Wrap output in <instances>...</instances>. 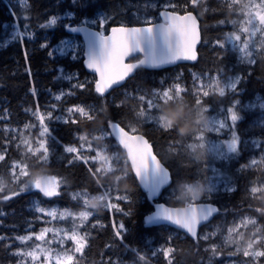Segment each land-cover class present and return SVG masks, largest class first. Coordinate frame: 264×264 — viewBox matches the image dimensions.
<instances>
[{"label":"trees","instance_id":"16d2710c","mask_svg":"<svg viewBox=\"0 0 264 264\" xmlns=\"http://www.w3.org/2000/svg\"><path fill=\"white\" fill-rule=\"evenodd\" d=\"M17 1L0 0V118H3L0 119V155L5 157L0 161V181L9 185L0 191V237H3L0 239V264H19L18 252L33 248L35 243L32 240L21 245L17 237L49 226L33 209L34 201L44 207L57 205L78 212L84 207L72 196L77 191L90 195L109 191L127 199H112L117 204L116 208L104 207L101 212L93 211L81 227L87 235V246L83 253L75 255L72 264H227L231 261L264 264V257H246L221 237L227 227L246 215L255 218L253 225L260 226V232L264 234V193L253 194L250 191L252 185L264 183V162L249 166L251 159L261 158L262 150L239 149L237 157L229 164L214 163L209 156L197 160L188 147L195 133L181 136L175 128L163 130L155 121L147 120V101L153 99L154 91L162 93L174 83H181L185 91L180 94L179 100L188 109L201 111L210 107L212 112H217L234 106L233 109L241 116L235 123L241 142L253 140L264 147V110L250 111L243 107L257 96L264 97V56L256 54L253 65H247L241 62L236 51L221 48L217 43L236 30L232 21L237 23L242 19L246 10L243 5L247 3L206 0L205 4L194 6L189 5L191 0H148L159 3L169 1L168 9L173 12L182 13L183 10L179 9L188 6L184 11L193 12L198 17L202 35L199 58L192 64L162 71L138 67L122 87L101 97L95 91V75L87 73L84 68L83 47L76 60L71 59V53L53 57L49 55L51 48L70 37L82 41L79 35L69 33L66 26L80 24L86 17H94L98 13L112 17L105 27L106 32L122 19L127 25H141L132 20L130 14L133 11L152 13L142 5L145 0H26L24 9ZM62 15L67 17L57 19L56 25L47 26L52 18ZM15 24L19 34L11 35ZM21 31L24 36H21ZM139 59L134 57L132 61ZM61 70L78 75V80L86 79L85 86L74 87L77 80H64ZM217 74L241 76L236 90L224 96L214 92L207 96L199 93L196 85L199 78L210 80ZM62 89L72 93L65 95L60 102L55 101L53 94ZM140 96L145 99L141 100ZM197 97L201 101L199 105L196 104ZM237 100L239 104H236ZM153 102L163 105L158 95ZM173 103L169 101L166 105ZM50 104L59 106L56 113H63L68 106L81 105L88 115H75L67 123H53L52 132L56 139L51 140L45 161L41 155L26 152L19 140L14 138V129L34 122L33 113L48 109ZM141 109L146 111L144 118H138ZM156 113L157 110L152 109V114ZM110 121L119 122L126 129L134 127L135 131L148 138L157 156L171 172L172 184L160 198L169 206L186 205L178 196L177 185L181 181L207 182L213 173L212 166L222 174L217 178L229 180L233 186L231 191L221 189L216 194L207 193L196 202L214 203L219 207L214 220L201 228L200 237L192 239L164 225H146L145 217L153 211L155 202L150 201L142 191L126 154L110 136ZM102 131L106 132V137L96 139L95 136ZM79 135H87L88 139L81 141ZM84 142H91L94 148L106 146L108 152L115 155V171H96L97 165L89 161L94 151L84 152L80 147H76V153L65 151L68 146H80ZM77 156L80 158L77 159ZM14 163L25 165L29 173L15 182L12 177ZM37 172L60 179L59 195L44 197L31 187L30 178ZM113 176L120 177L115 181V185L119 186L110 181ZM24 184H29V188L11 199H4L13 192H19ZM214 229L220 235L208 239L201 237L204 232ZM118 231L120 235H117ZM257 248L264 251L262 244ZM167 249L171 251L170 261L164 255ZM213 249L216 251L213 252Z\"/></svg>","mask_w":264,"mask_h":264},{"label":"snow or ice","instance_id":"6c2138e0","mask_svg":"<svg viewBox=\"0 0 264 264\" xmlns=\"http://www.w3.org/2000/svg\"><path fill=\"white\" fill-rule=\"evenodd\" d=\"M193 5H196L198 0H191ZM174 7V5H171ZM247 12L245 15L248 17L243 24L247 26H241L240 31L243 33H250L251 36H255L257 32H261V27H257L254 24V21H258L260 26H264V0H260L259 3L256 4H245L243 5ZM161 16L163 17V23L153 24L151 18H146L145 23L148 26L145 27H113L111 29V35L105 36L103 32L99 31H91L86 26L89 23H96L97 21H85V26L82 27H71L66 26V30L71 33H83L85 36L87 51H86V66L88 69L92 70L94 73L98 75V80L95 82V91L101 97L104 96L105 92L110 89L114 84L123 81L129 73L133 70V68L139 65H146L148 67H157L162 64L172 63L176 60H196V52L195 46L199 39V32L197 28V19L191 13L186 15H177L175 13H169L167 11L161 12ZM106 22V17L101 18L99 23L101 27ZM233 24H236V21H232ZM57 18L51 19L49 25H56ZM45 27V25H42ZM227 41L232 45L233 51H238L241 54V59H247L252 56V52L249 51V42L248 40H244L241 45H237L235 42L241 41V36L232 33L227 37ZM221 48L225 47L223 42H218ZM61 47H57L54 49V52L59 53L61 56L67 55V50H71L73 55L71 56L72 60L77 59L76 47L71 44L69 41H61ZM133 53H143L144 59L139 60L138 64L133 63H125V59L132 55ZM49 55H53V52H50ZM63 71V70H62ZM68 79H72L71 76L67 77ZM239 77L235 80H229V82L221 87L219 81L215 83V87L218 89L220 96L225 95V87L230 88L232 90H236L237 84L239 83ZM79 87L83 88L84 85L80 84ZM175 94H173L172 89L163 90L162 93H157L154 91L153 99H149L147 101V120L155 121L158 126L163 130L166 129L161 124V110L163 105L168 104L169 101L173 102H182L179 100L180 93L184 91L183 88L179 84L174 85ZM208 91H204L203 95L207 96ZM160 97V100L163 102L162 104L154 103V99L156 96ZM56 99L59 100L60 96H56ZM141 100H144V96H140ZM200 98L197 97L196 104H200ZM240 101L237 100L236 104H239ZM234 107V106H233ZM233 107H229L227 111L231 114V121L235 124L238 120L241 119V116L238 114V111H234ZM249 107V106H243ZM264 107V104L261 105ZM152 109H156L157 113L152 114ZM191 111V109H189ZM69 113L79 112L81 115H88V112L85 111L84 107H73L68 109ZM199 111V110H197ZM40 119V125L42 127V131H40L39 136L44 137L46 133L50 132L48 126L44 124V116L40 115L39 112L35 113ZM48 118L53 119L52 112H49ZM138 118H144L146 116V111L141 109L137 114ZM91 118V117H90ZM56 120H59L60 117H55ZM67 123V120L64 121ZM72 123H76V120H72ZM171 123V122H169ZM110 126L112 131L116 134V137L119 141V144L123 146V148L127 152V158L131 161V166L135 175L141 183H145L148 180H151L154 184L155 189H159L161 186L166 184L169 180L168 171L161 164V161L157 159V156L153 154L152 146L142 135H132L129 132L125 131L123 127H121L117 123H112L110 121ZM225 123L223 120L218 119L213 116L209 118V125L207 130H201L196 135L195 139L200 141L197 143H191L188 147L194 151L197 147L206 148L205 137L203 132L205 131H219L225 128ZM133 132H135V128H133ZM54 139V137H53ZM81 140L86 139L84 136L80 137ZM96 139H100V137H96ZM39 146L33 150L31 147L29 151L33 152V154L43 151L44 155L42 157L43 160L48 159L49 148L46 146L47 140H39ZM227 153H237L238 151V137L235 133H232V139L228 141L225 145L223 141L217 143H209L207 144V150L213 153L215 156L221 158H228L225 155V149ZM67 153H76L77 148L68 146L65 148ZM77 159L80 157L77 156ZM96 158L105 161V171H113L111 164L109 163V158L100 152L97 153ZM5 159L4 155H0V161ZM117 159H119L117 157ZM18 165H13L12 167V177L13 181L19 180L20 176H27L29 173L25 171L23 167L20 168L19 173L16 172V168ZM96 171H100L97 169ZM119 179V177H118ZM61 181L55 175L45 176L39 175L34 180L30 182L31 187L38 190L43 194L44 197H55L59 195V187ZM29 184H24L23 187L20 188L19 192H13L11 195H7L4 197L5 200L11 199L12 196L20 195L26 189L29 188ZM214 185L210 183L209 192H212ZM259 191L256 187L251 188V192L255 193ZM108 198V193L105 192L101 199L106 200ZM116 199H127L126 196L121 197L117 196ZM88 203V201H85ZM195 200L187 203V206L184 209H168L159 206L160 210L155 213L154 217H149L147 222H151L152 220L162 219L165 221L171 222L173 225H178L180 228L185 229L188 233H190L193 237L196 236V227L201 223L202 220H207L209 216H211L214 212L217 211L216 208L208 205H200L197 206ZM109 208H116V204H108L105 205ZM36 211L43 212L45 215L56 218L57 212L56 210L45 211L42 207H37ZM69 215L68 212L60 213V218L63 219L65 216ZM80 218L82 220H86L90 213L81 212ZM244 226L248 223H255V221L245 220L242 222ZM240 225H236L232 228H229V233L231 238V233L236 231V229ZM124 225L121 224L120 228L123 229ZM52 229L44 228L40 232L39 235H36V240H44L45 234ZM117 235H120V232H117ZM67 239L72 240L76 244V251L79 252L84 247V238L81 237L75 230L72 231L71 235H67ZM32 237L29 236H19V239L22 243L30 240ZM207 238V237H205ZM3 239V237H0ZM257 242L255 240L249 239L247 246L243 249L244 256H253V257H264V251H250L253 249L254 243ZM50 243V242H49ZM241 249H237L240 251ZM216 250L213 249V252ZM40 253L45 255V259L49 260L52 258L51 251L46 248H40ZM167 255V252L165 253ZM20 255H27L31 257L33 260H38L39 256L35 251H28L26 253H20ZM73 256L69 255L67 252L57 253L55 255V264H72Z\"/></svg>","mask_w":264,"mask_h":264},{"label":"rangeland","instance_id":"374dc122","mask_svg":"<svg viewBox=\"0 0 264 264\" xmlns=\"http://www.w3.org/2000/svg\"><path fill=\"white\" fill-rule=\"evenodd\" d=\"M233 2H241L244 1L247 4H256L259 3L260 0H230ZM206 0H198L197 4L194 6H199L200 4H205ZM16 3H18L19 5H21L23 7V9L25 8V6H27V1L26 0H19ZM142 5L144 7H147L149 10L152 11V13H139L137 11H133L130 14V18H132V20L138 22V23H142V24H146L145 23V19L146 18H151L152 22L154 21L153 18H155V16H157V12L159 10V12L161 11L160 8V3L157 1H143ZM169 5L167 4H163L162 5V9L164 8H168ZM205 8V7H203ZM247 12V9L244 11L243 13V17L241 20H239L235 26H236V30H233L232 32H230L229 34H227L224 39L222 41L219 42H223L225 44V48H228L230 50H232V45L228 43L227 41V37L229 35H231L232 33H236L238 35L241 36V41L239 42H235L237 45H241L244 40H248L249 42V51L252 52V56L242 60L241 62H243L244 64L247 65H253L254 63V57L256 54L259 55H263L264 56V26H260L258 24V21H254L255 26L257 27H261L262 31L261 32H257L255 34V36H251L250 33H243L240 31L241 26H247L244 25L243 22L248 19V17L245 15V13ZM67 16H59V17H54L57 19H61V18H66ZM106 17V22L103 24V26L101 27L99 20L101 18H105ZM53 19V18H52ZM112 17H108L107 15H105L104 13H98L96 16L94 17H86L85 19L82 20L81 24H85V21H97L96 23H89L87 25L92 26V27H98L100 28V30L105 33V27L106 25L111 21ZM119 24L122 25H127L124 20H118ZM47 25H49V23H47ZM13 30L11 31V35H17L19 34V29L18 26L15 24L13 26ZM22 32V31H21ZM23 33V34H22ZM21 33V36H24V32ZM63 41H69L71 44L75 45L76 47V53H77V57H78V53L79 50L81 49V47H83L84 50V44L83 41H80L79 39L75 38V37H70V38H66ZM218 43V42H217ZM219 45V43H218ZM61 43L55 45L53 48H51V52H53V57L60 55L59 53L54 52V49H56L57 47H61ZM233 51V50H232ZM239 54V57L241 58V54L236 51ZM71 53L70 55H73V52L69 49L67 50V54ZM61 76L63 77L64 80L66 81H70V79H68V76H71L72 79L71 80H77L74 82V87H79L78 85L83 84L85 86V81L86 79H79L78 75L72 74V72H62L61 70ZM237 77H239V81L241 80V76L239 75H230V76H221V75H215L213 76L210 80H208V78L206 77L204 78H199V80L196 82L197 87H198V92L199 93H203L204 91H208V93L214 92L216 94H219L218 89L215 87V83L217 81H219V84L221 87H224L229 80H235ZM194 80L196 79V76H194L193 78ZM240 83V82H239ZM238 83V84H239ZM179 84L181 86V88L184 89V86L181 83H174L173 86H170V88L168 89H172L173 94H175V89H174V85ZM237 84V86H238ZM81 88V87H79ZM166 89V90H168ZM183 91V92H184ZM233 90L230 88L225 87V95L229 94L230 92H232ZM181 92V93H183ZM72 92L70 90H60L57 93L53 94V99L55 101H61L63 97H65V95H69ZM180 93V94H181ZM60 96V99L57 100L56 96ZM264 104V97L261 96H257L254 98L253 101L248 102L245 106H249L246 107L247 110H264V107H261V105ZM73 107H83L81 105H75V106H68L64 112L62 113H56V111L59 109V106L56 104H50L48 106V109L46 110H40L38 111L40 115L44 116V124L45 126H48L50 129L49 133H46L44 137H40L39 133L40 131H42V127L40 125V119L37 115H35V113H33V117H34V122H30L27 123L25 126L20 128H15L14 129V138L19 140V143H21V145L24 147V149L26 150V152L33 154V152L29 151V148L31 147L33 150H35V148H37L39 146L38 141L39 140H47V144L46 146L49 148L50 144H51V140L55 141V136L53 135L52 132V128L54 127L53 123H57V122H63L65 120H69V119H73L75 115H80V116H85V115H81L79 112H74V113H69L68 109L69 108H73ZM234 110V109H233ZM86 112H88L85 109ZM201 111L204 112V114L208 117L211 118L213 116L217 117L218 119L223 120V122L225 123V128L221 129L219 131H205L203 132V135L205 137V142H206V148L205 150L208 152V156L210 157V159L215 163V162H225L226 164H229L231 159H234L237 157V153L239 152V149H244L246 151H251L253 149H261V158H254L251 159L249 162V166H253L254 164L258 163V162H264V147H260L258 143H256L253 140H244L243 142H241L239 136L237 135L236 131H235V127L236 124H233V122L231 121V114L227 111V110H220L217 112H212L210 107H204L201 109ZM235 111V110H234ZM52 112L53 114V119H49L48 118V113ZM37 113V111H36ZM60 117L59 120H56L55 117ZM3 119V118H0ZM6 119V118H5ZM134 127L131 128V130H133ZM36 129V131H35ZM232 133H235L236 136L238 137V151L237 153H227L226 147L224 149L225 151V155L228 158H221L218 156H215L213 153L209 152L207 150V144L209 143H217V142H221L223 141L226 145V143L228 141H230L232 139ZM200 134L199 132H195L194 134V139L191 143H199L200 141L196 140L195 137L196 135ZM81 136H84L86 139L87 135H79V139ZM54 137V139H53ZM96 137H100L101 139H104L106 137V132L102 131L100 135L95 136ZM81 140V139H80ZM84 141V140H81ZM190 143V144H191ZM240 145H243V147H240ZM72 147H80L79 149L81 151H94V155L89 158V161L96 164L97 165V169H100V171H98L99 173H111L113 171H115V155L111 154L108 152V149L106 148V146H102V148H94V145L90 143L86 144L85 142L82 143L80 146H72ZM191 150V149H190ZM50 152V151H49ZM48 152V155H49ZM100 152L101 154L107 156L109 158V163L111 164L113 171H105V161L100 160L98 158H96L97 153ZM34 155H41V157H43L44 153L43 151L35 153ZM15 165H18V167L16 168V172L19 173L20 168L23 167L25 169V171H27L26 166L19 164V163H14ZM13 164V165H14ZM212 176L211 178L204 183H207L210 185V183L212 185H214L213 191L212 192H208V193H212V194H216L217 192H219V190L224 189V190H228L231 191L233 189L232 184L229 182V180L224 179V178H217V177H221L222 174L217 172L215 166H212ZM256 187L257 189H259V191L253 193V194H259V193H264V183H256L254 186H252L251 188ZM250 188V191H251ZM105 192H102L101 195H103ZM108 193V198L106 200H104V205H108V204H116L112 202L113 200H120V199H116V197L118 195H113V193L111 194L109 191ZM72 196L74 199H78L81 202V205L84 207L81 211L75 212L73 210L70 209H66V208H61L60 206L54 205V206H50V207H44L41 205V203L34 201L32 207L35 210V212L41 214V221H45L49 224V226L43 227L44 228H49L52 229V231H49L45 234V238L44 240H36V235H39L40 232L42 231L39 230L37 232H28L27 234L23 235V236H31L32 238L30 240H27L25 242H21L19 239H17V242L21 245H25L27 243H31L32 240L35 243L33 248L28 249L27 251H19L18 255L20 257V262L19 264H55V255L57 253H63V252H67L69 255L73 256V259L75 257L76 254H81L83 253V251L85 250L86 246H87V235L81 230V227L84 225V222L91 217V215L93 214V209H91L88 206V203H86L85 201H89V199L94 196V195H90L87 192H73ZM123 197V196H121ZM122 200V199H121ZM199 201V200H198ZM197 201H195L194 203H196ZM117 205V204H116ZM37 207H42L43 209H45V211H51V210H56L57 212V216L55 219H53V217L45 215L43 212H38L36 211ZM105 208L106 207L104 206ZM62 212H68L69 215L65 216L63 219L60 218V213ZM81 212H88L90 213V215L88 216V218L86 220H82L80 218V213ZM39 219V220H40ZM248 220V221H255V218L250 217L249 215L246 216H242L240 217L237 222L234 225H231L229 227L226 228L225 233L221 235L223 241L225 243H229L231 244V246L234 248L235 251H237V249H241L240 252L243 253V249L246 248L247 243L249 241V239L251 238L252 240H255L257 242L254 243L253 245V249H251L250 251H257L260 250L259 248H257V245L262 244L264 245V234L261 233L260 231V226H254L253 223H248L246 226L243 225V221ZM254 223V224H255ZM236 225H240L236 231L231 233V238L230 237V233H229V228H232ZM75 230L81 237L84 238V247L77 252L76 251V244L70 240L67 239V235H71L72 231ZM217 235H220L219 231L216 229L214 230H208L206 232H204L202 234V238L203 239H208V238H215ZM207 237V238H205ZM50 242V243H49ZM40 248H46L49 249L51 251V255L52 258L49 260L45 259V255L40 253ZM28 251H35L37 253V255L39 256L38 260H33L31 257L27 256V255H20V253H26ZM167 252V255L165 254ZM165 258L168 259L169 261L171 260L170 256H171V251L169 249H167L164 252ZM247 257H253V256H247ZM253 258H259V257H253ZM227 264H237L236 261H231L228 262Z\"/></svg>","mask_w":264,"mask_h":264},{"label":"water","instance_id":"95a60500","mask_svg":"<svg viewBox=\"0 0 264 264\" xmlns=\"http://www.w3.org/2000/svg\"><path fill=\"white\" fill-rule=\"evenodd\" d=\"M164 11H167V12H169V13H175V12H172V11H170V10H168V9H164L162 12H164ZM188 13H191V14H192L193 16H195L196 19H197V28H198V32H199V39H198V41H197V43H196V46H195V52H196V57H197L196 60L193 61V60H183V59H180V60H176V61H174V62H172V63H166V64L159 65V66H157V67H148V66H146V65H139V66L133 68V70L129 73V75H128L123 81H120L119 83L114 84L110 89H108V90L105 92L104 96H105V95H108V94L111 93L113 90L122 87V86H123V85H124V84H125V83H126V82H127V81H128L133 75H134V74H135V72H136V70H137L138 67H142V68H144V69H148V70L162 71V70H165V69L174 68V67H176V66H178V65L192 64V63L196 62V61L198 60V58H199V55H198V48H199V46L201 45V42H202V35H201V28H200V22H199V19H198V17H197L193 12H187V13H185V14H178V13H175V14H177V15H186V14H188ZM162 19H163V17H162ZM163 22H164V21H163ZM163 22H156V23H153V24L163 23ZM82 26H85V24H77V25H73V26H71V27H82ZM86 26H87V27L89 28V30H91V31H99V32H102L100 29H97V28H95V27H92V26H89V25H86ZM120 26H124V27H145V26H148V25H146V24H141V25H122V24H117V25H113V26H111V27L109 28L108 32H105V33H103V34H104L105 36H110V35H111V29H112L113 27H120ZM68 32H69V31H68ZM69 33H71V32H69ZM72 34L79 35V36L81 37V39H82V41H83V44H84V56H83V65H84V68H85V70H86L87 73L92 74V75H95V77H96V81H97V80H98V75H97L96 73H94L92 70L88 69L87 66H86V51H87V44H86V40H85V36H84V34H83V33H72ZM134 57H140L139 60H141V59H144V54H143V53H133L132 55H130L129 57H127V58L125 59V63L138 64L139 60H137V61H132V59H133ZM96 81H95V82H96ZM113 123H117V124H119L121 127H123L119 122H113ZM123 128L125 129V131L129 132V133L132 134V135H142V136H143V137L149 142L148 138H147L146 136H144L143 134H141V133H139V132H137V131L133 132V130H131V129H126L125 127H123ZM108 132H109L110 136L115 140V142L117 143V145L123 150V152H124V153L126 154V156H127V152H126V150L123 148L122 145L119 144V141H118V139H117V137H116V134L112 131L110 125H109V127H108ZM149 144L152 146V144H151L150 142H149ZM152 151H153V154H155V155L157 156V154H156L155 151H154L153 146H152ZM157 159L160 160V158H159L158 156H157ZM160 161H161V160H160ZM129 163H130V165H131V161H130V160H129ZM161 164H162V165L165 167V169L168 171V174H169V180H168V182H167L166 184H164L163 186H161L158 190L155 189L154 184H153V182H152L151 180H148V181H146L145 183H141V181L139 180V178L136 177L135 172H134L133 169H132V171H133V173H134V175H135V177H136V179H137V181H138V183H139V185H140L142 191H143L144 193L147 194L148 199H149L150 201H154V202H155V206H154L153 211L150 212L149 214H147L146 217H145V223H146V225L149 226V227L161 226V225L168 226V227H171V228H173V229H175V230H177V231H180L181 233H183L184 235H186V236H188V237H190V238H192V239H197L198 237H200V231H201V228L204 227V226H206V225H208V224H210V223L214 220V218L217 216V214H218V212H219V207H218L216 204H214V203H204V202H198V203H195L197 206H200V205L208 206V205H210V206H212V207H214V208L217 209V211L214 212L211 216H209V218H208L207 220H202L201 223L197 225V227H196V233H197V234H196L195 237H193V236H192L190 233H188L185 229L180 228L178 225H173V224H171V222H169V221H165V220H162V219H156V220H152L151 222H147L149 217H154V216H155V213H156L157 211L160 210L159 206H162L163 208H168V209H184V208L187 206V204H186V205H184V206L174 207V206H169V205H167L166 203L160 201V198L162 197L164 191H165L167 188H169V187L171 186V184H172V176H171V172H170V170L164 165V163H163L162 161H161ZM131 168H132V166H131Z\"/></svg>","mask_w":264,"mask_h":264},{"label":"clouds","instance_id":"9594fccd","mask_svg":"<svg viewBox=\"0 0 264 264\" xmlns=\"http://www.w3.org/2000/svg\"><path fill=\"white\" fill-rule=\"evenodd\" d=\"M161 124L166 129L175 128L181 136H188L201 130H207L209 125V118L203 111H189L187 106L183 102H175L173 104L166 105L161 110ZM171 122V123H169ZM193 156L197 160H203L208 156V152L205 148L197 147L192 151ZM42 175L40 172L35 173L30 181L34 180L37 176ZM111 182L119 180L117 176L109 178ZM9 185L0 181V191H4ZM210 185L203 181H181L177 185V193L181 200L186 204L193 200L198 201L205 197L209 192ZM101 194L92 196L88 201V206L96 212H101L104 208V200L101 199Z\"/></svg>","mask_w":264,"mask_h":264},{"label":"flooded vegetation","instance_id":"af4514ba","mask_svg":"<svg viewBox=\"0 0 264 264\" xmlns=\"http://www.w3.org/2000/svg\"><path fill=\"white\" fill-rule=\"evenodd\" d=\"M145 1H147L148 2V0H145ZM169 1H164V2H161L160 3V8H161V11L159 12V11H157V16H155V18H153L154 19V21L152 22V23H156V22H163V19H162V16H161V12L164 10V9H168V8H164V9H162V5L163 4H167V5H169ZM189 5H193L192 4V2H190V4ZM188 9V6H185L184 7V9H179V10H183L182 11V13H180V11H177V12H175V13H178V14H185V13H187V12H190V11H184V10H187ZM168 10H170V9H168ZM171 11V10H170ZM173 12V11H172ZM200 22V21H199ZM184 65V64H183Z\"/></svg>","mask_w":264,"mask_h":264},{"label":"bare ground","instance_id":"6f19581e","mask_svg":"<svg viewBox=\"0 0 264 264\" xmlns=\"http://www.w3.org/2000/svg\"><path fill=\"white\" fill-rule=\"evenodd\" d=\"M56 45H57V44H56ZM252 186H254V185H252ZM252 186H251V187H252ZM251 187H250V188H251Z\"/></svg>","mask_w":264,"mask_h":264}]
</instances>
